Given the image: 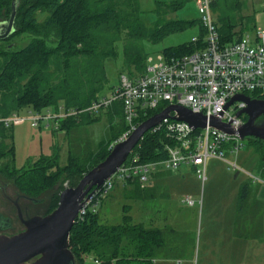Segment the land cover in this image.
Listing matches in <instances>:
<instances>
[{"label": "trees", "instance_id": "1", "mask_svg": "<svg viewBox=\"0 0 264 264\" xmlns=\"http://www.w3.org/2000/svg\"><path fill=\"white\" fill-rule=\"evenodd\" d=\"M11 1L0 0V21L7 20ZM186 1L155 0L156 21L146 25L140 19V0H19L14 32L7 39H0V117L26 107L41 111L61 103L65 110L76 113L56 119L57 127L53 132L64 133L73 139L77 136L73 134L78 127L105 117L109 128L106 139H114L115 142L128 129L121 102H113L96 111L85 110L106 97L103 95L108 83L105 62L116 59L117 45L122 43L123 69L130 77L141 75L147 58L143 41L157 43L169 34L195 24L198 25L199 42L190 40L186 44L166 48L162 53L182 56L199 49L205 34L199 18L191 21L164 19ZM248 4V0H211L220 43L235 42L255 27L254 8L250 14L243 13ZM250 5L253 6L251 0ZM249 96L263 97L255 92ZM162 109L163 105H160L140 115L137 123ZM170 138L163 128L155 132L149 130L127 159H135L136 163L164 160L165 145ZM12 140V127L0 123V174L16 181L36 176L37 180L30 179L24 183L32 195H37L42 189H52L59 180V174L63 173L67 184L76 186L84 172L108 154L105 140L98 144L90 157L75 153V147L70 144L64 165L54 151L52 155L40 156L18 169L14 164V148L10 147ZM259 142L264 147V142ZM258 152V170L264 179V151L258 149ZM137 184L128 183L139 190ZM246 193L247 184H244L240 197ZM58 197L54 196V208ZM163 245L164 229L145 227L135 222L127 211L120 221L114 223L101 220L98 211H86L74 222L68 238V247L78 264H86L87 255L99 260L100 264H155L156 255Z\"/></svg>", "mask_w": 264, "mask_h": 264}, {"label": "rangeland", "instance_id": "2", "mask_svg": "<svg viewBox=\"0 0 264 264\" xmlns=\"http://www.w3.org/2000/svg\"><path fill=\"white\" fill-rule=\"evenodd\" d=\"M162 1L170 2L176 0ZM248 1L249 6L243 13L246 15L250 14L252 8H254L256 11L255 27L245 34L253 40L256 30H264V0H251L253 6L250 5V0ZM139 6L141 21L146 25H152L156 21L155 0H140ZM198 18L196 1L187 0L182 7L170 12L164 19L191 21ZM198 32V25L195 24L183 31L171 33L157 43L143 41L142 46L147 53V58L154 63L164 49L186 44L192 37H197ZM117 47L116 59L105 62V73L108 83L107 88L103 91L104 96H108L111 88L118 83L120 72L127 74L126 70L123 69L122 63V43H118ZM64 113L65 107L61 103L57 106H49L41 111L26 107L16 112L17 117L23 119L12 124L13 140L10 143V147L14 148V164L16 168H23L40 156H50L54 151L58 154L61 165H64L70 144L75 147L74 150L77 151L75 153L80 154V156L90 157L97 149L98 144L104 141L106 137L108 138L106 132L109 133V128L105 117L88 125L78 127L73 134L77 136H74L73 139H70L68 135L65 136L64 133L53 132L56 126L55 118L60 117ZM42 115L50 116L51 118L46 120ZM32 117L41 119L36 126H33ZM245 120L246 117H244ZM259 141L253 138L241 140L239 142L240 149L237 154H234L238 156L237 163L251 176L240 173L238 179L233 180V173L226 170L223 162L209 158L206 171L207 181L204 185L196 178L189 167L181 166L178 171L163 173L154 182L145 184V186H148L147 188L141 184H137L141 190L134 188L135 185L123 190L115 188L103 200L98 208V215L101 220L114 223L120 221L122 215L127 211L133 220L138 222L140 215L147 213V211L143 210H148L149 214H156L158 219L157 227L164 229V245L156 255L155 264H200L202 248L204 247L203 239L206 236L209 237L210 233L215 234L217 232V228L222 225L224 216L227 219L237 215L238 207L244 202L245 205H252L258 209L256 206L258 203L254 198L239 199L234 195V188L246 178L250 183L251 181L255 182L252 177L263 180L258 170L260 163L258 149L264 151V147ZM114 144V139H106V152L109 153ZM229 158L233 159L234 157L231 155ZM182 174H184V177L181 176ZM65 178V173L59 174V180L52 189H42L37 195L30 194L31 192L24 185L30 179L37 180L36 176L16 181L15 178H5L0 174V184L6 183L8 185L6 193L12 198L23 195L29 199H36L35 202L25 198L20 199L19 205L22 212L25 209L29 215L44 216L54 208V196H59V193L64 188L70 187ZM201 193L203 203L200 207L198 199ZM185 195L195 199L196 202L193 206H186L182 202ZM0 213L9 218L12 223L11 229L5 231V234L13 235L17 232L19 233V231L21 232L22 226L17 219L14 206L4 199L1 193ZM208 220L210 221L207 223ZM201 228L203 229L201 230ZM241 241L248 244L250 248L254 247L256 252L264 250V237L256 239L241 238ZM85 262L86 264H94L93 257L87 255ZM75 264L78 263L75 261Z\"/></svg>", "mask_w": 264, "mask_h": 264}, {"label": "built area", "instance_id": "3", "mask_svg": "<svg viewBox=\"0 0 264 264\" xmlns=\"http://www.w3.org/2000/svg\"><path fill=\"white\" fill-rule=\"evenodd\" d=\"M195 1L200 23L205 29L199 49L182 56L161 53L154 63L147 58L143 74L130 77L121 73L110 94L85 109L96 111L113 102H121L128 129L117 142L126 139L139 125L137 119L140 115H145L160 105H163V109L169 105H180L207 118L219 117L222 122L236 129L244 122L245 116H237V112L245 104L236 101L226 107L228 101L236 95L249 96L252 92L263 96L254 99H264V30H256L253 40L244 34L235 42L222 44L211 9V0ZM191 41L199 42L197 37H192ZM75 113L65 110L54 122ZM171 115L175 113L172 112ZM42 117L46 120L51 118L44 115ZM31 119L33 126L41 120L37 117ZM22 120L16 113L0 117V123L5 127H12L13 123ZM162 128L171 137L165 145L166 158L147 163L126 159L101 185L90 190V195L83 199L76 220L82 218L86 211H98L103 200L115 188L134 182L141 185L149 183L158 169L174 172L181 166H188L193 169L201 183L207 180L209 158L218 159L229 170L238 169L236 162L228 157V153L237 154L239 151L241 140L238 137L208 126L193 130L185 122L171 118L163 119L150 130L155 132ZM253 179L260 181L259 178ZM182 202L193 206L195 199L185 195ZM93 263L100 264L97 259H93Z\"/></svg>", "mask_w": 264, "mask_h": 264}, {"label": "water", "instance_id": "4", "mask_svg": "<svg viewBox=\"0 0 264 264\" xmlns=\"http://www.w3.org/2000/svg\"><path fill=\"white\" fill-rule=\"evenodd\" d=\"M19 0L11 1V12L5 21H0V39H7L14 32V20ZM244 102L245 107L237 112L246 120L239 128H232L219 117H205L180 105H169L160 112L141 122L124 140L115 143L107 156L81 177L74 187H66L58 197L57 206L44 216L24 218L18 200H10L17 211V218L24 230L13 234H0V264H75V258L68 247L69 232L77 219L83 199L90 190L103 183L128 158L142 136L157 126L163 119L171 118L185 122L193 130L205 127L216 128L240 140L253 138L264 142V121L257 119L264 114V99L245 95L232 97L233 102ZM174 112L175 115H171ZM8 199H10L7 196Z\"/></svg>", "mask_w": 264, "mask_h": 264}, {"label": "crops", "instance_id": "5", "mask_svg": "<svg viewBox=\"0 0 264 264\" xmlns=\"http://www.w3.org/2000/svg\"><path fill=\"white\" fill-rule=\"evenodd\" d=\"M231 155L234 157L233 160L236 162L238 169L233 171L226 168V170L231 171L233 173V180L238 179L240 173L251 176L237 163L238 156L234 154L229 155L228 153V157ZM189 169L193 171L192 168L189 167ZM166 172L171 173V171H167L164 169L156 170L153 173L150 182H154L163 173ZM181 176L184 177V174H182ZM259 180L260 181L254 180L255 182L251 181L250 183V181L249 180L247 181L246 178L243 179L240 183H238V186L237 185L235 186L234 195L237 196L239 199H241L240 190L244 185V183L246 182L245 184H247V193L243 198H248V199L254 198V200L258 203L256 205L258 209H256L252 205H245L244 202V204L242 203L238 207L237 215H233L231 218L230 217L227 218L230 220L225 219L224 216L222 218V225H220L217 228L216 230L217 232L215 234L210 233L209 237L207 236L204 237L203 239L204 247L202 248V257L199 262L200 264H264V250H260L256 252L254 251L255 250L254 247L250 248L248 244L243 243L241 241V238L256 239V238L264 237V179L263 180L259 179ZM206 181L202 183V185H204ZM130 186L131 185H128L127 188H130ZM142 186H144L145 188L148 187L145 185ZM198 200L200 201L198 203L199 206L201 207L203 203L202 193ZM260 206L263 208H261ZM242 209L244 210L242 211ZM143 211H147V213L140 215L138 219V223L143 224L145 227H157L158 219L156 217V214L151 215L148 213V210H143ZM209 221L210 220H208L207 223ZM202 229L203 228H201V230Z\"/></svg>", "mask_w": 264, "mask_h": 264}, {"label": "flooded vegetation", "instance_id": "6", "mask_svg": "<svg viewBox=\"0 0 264 264\" xmlns=\"http://www.w3.org/2000/svg\"><path fill=\"white\" fill-rule=\"evenodd\" d=\"M257 121L259 122V121H264V114L263 115H261L258 119H257ZM8 187V185L6 184V183H3V184H0V193H1V195L3 196V198L4 199H6L9 203H11L12 204V202L10 201V200H15V199H17L18 200V205H19V200L20 199H22V198H25V199H29L28 197H26V196H23V195H18V196H15L14 198H12V197H10L7 193H6V188ZM7 196L10 198V199H8L7 198ZM36 201V199H29V201ZM13 205V204H12ZM14 206V205H13ZM20 206V205H19ZM14 208H15V206H14ZM21 209V208H20ZM15 211H16V208H15ZM21 212H22V210H21ZM16 215H17V211H16ZM22 215H23V217L24 218H26V217H32V216H36V215H29L28 214V211L27 210H25L24 209V211L22 212ZM18 219V218H17ZM19 221V220H18ZM19 223L21 224V222L19 221ZM21 226H22V230L21 231H23L24 230V226L21 224ZM11 227H12V223H11V221H10V219L9 218H7V217H5L4 215H2L1 213H0V234H4V235H7V234H5L4 232L5 231H7V230H9V229H11ZM20 232V231H19ZM18 233V232H17ZM8 236H10V235H8Z\"/></svg>", "mask_w": 264, "mask_h": 264}, {"label": "bare ground", "instance_id": "7", "mask_svg": "<svg viewBox=\"0 0 264 264\" xmlns=\"http://www.w3.org/2000/svg\"><path fill=\"white\" fill-rule=\"evenodd\" d=\"M126 240V239H125ZM128 246V245H127Z\"/></svg>", "mask_w": 264, "mask_h": 264}]
</instances>
